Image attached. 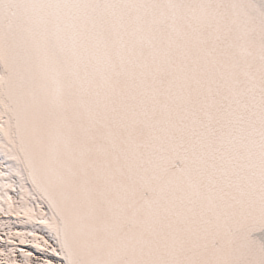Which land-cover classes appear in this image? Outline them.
I'll return each mask as SVG.
<instances>
[{
  "label": "snow or ice",
  "instance_id": "obj_1",
  "mask_svg": "<svg viewBox=\"0 0 264 264\" xmlns=\"http://www.w3.org/2000/svg\"><path fill=\"white\" fill-rule=\"evenodd\" d=\"M0 264H264V0H0Z\"/></svg>",
  "mask_w": 264,
  "mask_h": 264
}]
</instances>
